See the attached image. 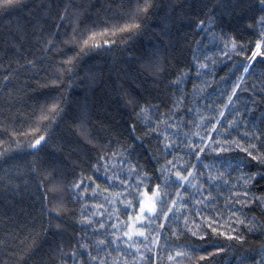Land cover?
<instances>
[{"label":"snow or ice","instance_id":"obj_1","mask_svg":"<svg viewBox=\"0 0 264 264\" xmlns=\"http://www.w3.org/2000/svg\"><path fill=\"white\" fill-rule=\"evenodd\" d=\"M240 3L243 19L248 23L233 28L232 33L235 34L217 30L214 13L224 6L223 0L212 8L208 7L207 0L199 5L205 10L203 18L192 23L201 38L191 47V56L183 64L176 60L173 65L155 47L138 58L141 70L154 83L164 84L166 90H171L167 101L150 92L145 94L146 90L125 87L120 82L119 71L113 68L117 71V79L112 85L114 102L133 117L128 129L132 143L120 144L119 148L112 149L111 155L107 149L112 147V140L101 144L103 154H98L96 162H91V156L84 162L85 168L92 173L86 177L87 183L80 174H77L78 179L66 183V174L60 167L65 163L61 159L64 146L53 142V134L63 124L70 135L78 137L77 144L81 140L93 143L103 138L93 137L88 130V114L84 109L76 113L70 111L68 99L61 91L66 85L59 75L51 81L55 87L48 97L39 104L38 110L31 112L28 132L4 129L9 141L17 144L19 141L14 140V136L34 133L28 151L43 152L48 157L42 168L36 164L31 167L39 193V216L42 220L47 218L44 231H52L53 236L62 234V224L53 225L52 220L64 221L61 213L65 211L67 201L61 199L50 207L49 193L55 200L57 192H67L68 200L83 202L77 222L91 229V237H104L85 242L77 240L71 245V252H65L62 244L57 245L55 252L58 253L59 264H67L68 259L72 264H109L108 257L112 255L109 249L113 245L119 247L120 243L126 247L120 249L118 255L131 257V264H160L158 258L164 251H167L170 264H180L185 257L194 260L195 264H211L218 254L226 250L218 246L217 241L221 237L233 242L227 248L235 247V264H264V239L258 246L244 247L248 243L246 234L264 237V69L251 84L247 80L249 74L254 75L256 62L264 65V0H240ZM61 4L63 10L60 9ZM22 7L27 5L21 0H0V12L6 15ZM36 7L44 13L43 16L30 12L31 18H26L24 23L18 20L14 31L5 29L7 35L0 46V85L5 90L18 78L17 73L30 74V80L38 79L41 72L48 77L44 65L57 56L62 58L57 67L71 76L74 75L72 70L89 53L110 52L118 45L128 48L148 30L160 5L157 0H127L119 5L120 11L114 16L98 23L91 22L90 27L80 21L77 13L70 12L76 7L71 0L69 3L56 0L55 4L48 0ZM53 9L57 17L53 22L55 31L52 30L53 24L48 22ZM66 21H70L72 32L67 39L59 40ZM29 28L32 31H28ZM242 33L248 34L247 41ZM219 63H224L225 67L231 64L233 67L228 70V79L233 76L235 79L230 89L217 87L218 100L206 99L207 88L211 85L205 77L215 80L214 69ZM123 71L124 76L129 77V71L136 70ZM94 78L85 76V79ZM188 81H191V91L188 90ZM224 81L225 77H220L216 83ZM53 92L57 95H51ZM201 105L211 115L203 114ZM256 109L260 110L259 126L257 121H253L254 131L243 132L239 139L232 136L229 130L241 127V121L244 127L247 126L244 113H253ZM188 114H194L195 118H186ZM138 125L143 129L142 136L135 135ZM192 127L198 131H191ZM221 133L225 134L223 138ZM152 139L156 142L154 150L145 144V140L151 144ZM4 143L0 139V144ZM67 143L72 141L69 139ZM116 143L119 144V140ZM209 150L215 154L214 161L234 150L243 155L238 163H234L235 158H225L221 163H206ZM141 159L155 161L150 172L141 165ZM97 179L107 184L100 203L96 202L101 193ZM113 188L118 189L115 194ZM88 200L92 201L90 205ZM68 214L76 215L75 212ZM189 214L200 217L197 231L188 227ZM121 215L125 219L121 220ZM168 228H171V241L164 235ZM75 235L79 237L80 233ZM84 235L87 237L89 233ZM101 252L104 255H100ZM7 255L11 257L14 252L9 249ZM137 256L141 257L139 261ZM23 264H27V260ZM124 264H129V261L125 259Z\"/></svg>","mask_w":264,"mask_h":264},{"label":"trees","instance_id":"obj_2","mask_svg":"<svg viewBox=\"0 0 264 264\" xmlns=\"http://www.w3.org/2000/svg\"><path fill=\"white\" fill-rule=\"evenodd\" d=\"M41 2L47 3L48 0H21V3L27 5V7L19 8L7 15L0 12V46H2V41L7 35L5 29L11 28L14 31V26L18 20L24 23L26 18H31L30 12H36L40 16L44 15L36 7ZM64 2L69 3V0H64ZM126 2L127 0H71V3L76 7L70 9V12L77 13L80 21L85 22L90 27L91 22L98 23L114 16L116 12L120 11L119 5ZM157 2L160 7L157 15L150 21L148 30L134 40L128 48L118 45L113 47L110 52L89 53L72 70L74 75L71 76L57 67L62 59L57 56L56 59L44 65L47 68L48 77L45 76L44 72H41L38 79L30 80L28 79L30 74L17 73L18 78L13 80L7 90L0 85V139L5 141L4 144H0V153H7V155H0V262L2 264H23L24 260H27V264H59L58 253L55 252L57 245L62 244L65 252H71V245L75 244L77 240L85 242L88 239L104 238L103 236L91 237V229L82 227L77 222L79 214L83 210L81 208V203L83 202L74 203L68 200L67 192H57L55 200L53 199V194L49 193L50 207L61 199L67 201L65 211L61 213L65 217L64 221L52 220L53 225L56 223L62 224V234L53 236L52 231H44L45 227H47V218L42 220L39 216L40 204L37 199L39 193L36 191V178L31 171V167L36 164L42 168L46 164L48 157L43 152L28 151V144L34 133H29L27 136H14V140L19 141L17 144L9 141L8 136L4 134V129L7 128L9 132L13 129L28 132L29 124L31 123L29 119L31 112L34 109L38 110L39 104H42L48 97L51 89L55 87L51 81L59 75L66 85L61 91L68 99L70 111L76 113L84 109L88 114V130L93 137L103 138L94 140L93 143L81 140L77 144L78 137L70 135L63 124L53 134V142L63 143L64 146L61 159L65 163L61 164L60 167L66 174V183H71L73 180L78 179L79 176L77 174L83 175L87 183L86 177L92 175V173L85 168L84 162L88 160L89 156L93 158L92 163L96 162L98 154H103L100 148L101 144H106L109 139L112 140V147L107 149L108 154L111 155L113 148H119L120 144L132 143V140L129 139L128 129L133 122V117H131L128 110L123 109L114 102L115 93L112 90V85L117 79V71H113V68L119 71L120 82L125 87L130 86L146 90L145 94L150 92L153 96H160L167 101L168 95H171V90H166L164 84L157 85L154 83L152 78L141 70L138 58L146 51L151 52L155 47L159 48L162 56H167L173 65H175L176 60H180L183 64L191 56V47L201 38L199 30L194 27L192 21L197 18H203L205 10L201 9L199 5L204 0H157ZM220 2L221 0H207L209 8ZM55 3L56 0H53V4ZM177 5H184V7H175ZM223 5V7L217 8L214 13L215 22L218 25L217 30L222 29L232 33L233 28H239L241 24L248 23L247 20L243 19V13L240 10L242 7L240 0H223ZM233 5L236 6L235 9ZM60 9L63 10L62 4ZM54 21H57V17L53 9L48 16V22L53 24V31H55ZM81 26L83 27L84 25L82 24ZM28 31H32V29L29 28ZM97 31H99V26ZM71 32L70 21H66L58 39H67ZM242 35L247 41L248 34L242 33ZM72 54L68 53V55ZM232 67L231 64L225 67L224 63H219L214 69L215 80L205 77L211 85L207 88L208 96L206 99H219L217 87L224 89L227 86L230 89L232 80L235 79L234 76L228 79L230 76L228 70ZM128 69H135L136 71H129V77H125L123 70ZM262 69H264V65L256 62L253 69L254 75L249 74L247 77L250 84L255 76L261 73ZM85 76H94L95 78L85 79ZM220 77H225V81L217 85L216 82L220 81ZM0 80H2V75H0ZM187 83L188 90L191 91V81ZM28 85H31V87ZM157 88H159V92ZM166 91L167 94H165ZM51 95H57V93L53 92ZM244 96L246 98V94ZM161 110L164 111L165 109L162 108ZM201 112L205 115H211L204 109L203 105H201ZM244 115L247 117V126L244 127V122L241 121V127L229 130L231 135L236 136L238 139L241 138L243 132L254 131L253 121H257L259 126V109H256L253 113H244ZM186 118H195V116L194 114H188ZM182 131H187V129ZM191 131L195 132L198 129L192 127ZM135 135H143V129L139 125ZM220 135L223 138L225 134L221 133ZM69 139L72 143H67ZM117 140H119V144L116 143ZM155 143L154 139H152L151 144L145 140V144L150 150H154ZM94 145L95 150H93ZM49 147H51V144ZM242 155L234 150L231 153L223 154L219 160L214 161L213 157L215 154L209 150L208 159L205 162L221 163L225 158L230 160L235 158L234 163H238ZM140 163L146 166L150 172L155 161L146 162L145 159H141ZM74 164L78 166L73 167ZM156 166L159 165L157 164ZM109 174H111V171ZM100 175L102 176V173ZM97 183L101 186V193L100 198L96 202L100 203L104 195L103 188L107 187V184L102 182L101 179H97ZM116 191L118 189H112L113 194ZM88 195H91L90 190ZM87 203L90 205L92 201L88 200ZM106 207L108 206L106 205ZM109 211H111L110 208ZM69 212H75L76 215H70L68 214ZM120 212H123L122 207ZM113 215L115 216L116 213ZM120 218L123 220L125 216L121 215ZM182 220L183 218H181V225ZM194 220L195 222H193ZM188 221V227L193 231L199 229L200 217H194L189 214ZM105 222H108L107 217H105ZM170 231L171 228L165 229L164 235L168 236L171 241L173 238L169 235ZM85 232H88L89 236L86 237L84 235ZM76 233H80V236L77 237ZM104 235H107V233ZM151 238L149 236V239ZM188 239L195 240L192 237H188ZM246 239L248 243L244 245L245 248L249 245L258 246L264 237L251 233L246 234ZM217 243L218 246L224 247L226 250L218 254L211 264H235L233 259L235 247L233 249L227 248V245L233 242L221 237ZM161 244H163V241H161ZM125 247L123 243H120L119 247L113 245L109 249L112 252L111 257H108L109 264H124L125 259L131 264V257H125L123 254L118 255L120 249ZM9 249L14 252L11 257L7 255ZM141 250L146 251L143 248ZM129 251L134 250L130 249ZM154 252L155 248H153ZM153 253L148 254L151 255ZM100 255H104V252H101ZM140 259V256L136 257L137 261ZM158 259L160 264H170L167 260V251L162 252ZM67 264H72L71 259H68ZM180 264H195V262L185 257L180 261Z\"/></svg>","mask_w":264,"mask_h":264}]
</instances>
